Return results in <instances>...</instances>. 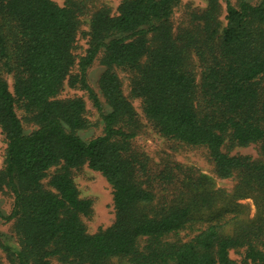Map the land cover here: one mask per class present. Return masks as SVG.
Wrapping results in <instances>:
<instances>
[{
    "label": "trees",
    "instance_id": "obj_1",
    "mask_svg": "<svg viewBox=\"0 0 264 264\" xmlns=\"http://www.w3.org/2000/svg\"><path fill=\"white\" fill-rule=\"evenodd\" d=\"M119 1L115 15L107 7L89 14L88 48L71 77L89 0H0V193L13 196L10 214L0 216L14 221L20 249L0 247L12 264H236L233 250L245 264H264V0H223L224 26L220 0H207L177 31L172 15L181 0ZM99 56L108 112L87 83ZM116 70L130 75V98L158 134L205 148L216 177L235 179L237 197H251L263 216L229 215L228 193L204 189L205 177L189 170L183 178L163 170L157 192L145 165L128 155L142 126ZM68 78L87 92L102 135L78 136L87 126L84 102L57 98ZM18 107L36 126L28 134ZM249 144L260 145V158L223 151ZM85 165L112 189L114 222L94 234L82 220L92 203L73 180ZM218 201L222 209L212 210ZM183 231L194 235L183 241Z\"/></svg>",
    "mask_w": 264,
    "mask_h": 264
},
{
    "label": "rangeland",
    "instance_id": "obj_2",
    "mask_svg": "<svg viewBox=\"0 0 264 264\" xmlns=\"http://www.w3.org/2000/svg\"><path fill=\"white\" fill-rule=\"evenodd\" d=\"M59 6H63L67 0H52ZM239 1L242 0H230L231 4L237 6ZM250 4H258L260 0H243ZM119 0H89L88 12L80 16L81 27L80 32L77 35L73 54L76 57V65L71 69V77L78 74V66L80 57L85 55L86 49L88 48L86 32L89 29V14L103 7H107L111 10L112 14H117V7ZM221 5V14L219 20L222 25L226 24L225 17V3L223 0L219 1ZM207 7V0H181L178 6L174 9L172 15V25L174 30L177 31L179 27H183L189 23V14L193 11L201 12ZM194 64L198 66V61L194 59ZM105 67L100 63V56L93 62V64L87 69V83L99 96L104 112H108L109 108L103 99L100 90L98 88V82L100 76L103 74ZM199 71V68H196ZM117 75L122 83L123 94L129 98L135 112L141 123V130L138 135L131 141L130 150L128 155H131L138 163L145 165L146 171L148 172L147 179L152 182L157 192H160L162 188L157 182V176L165 169H169L174 175L185 177V171L189 170V174L193 172L197 176L205 177V180L200 181L204 185V189L210 191H225L228 193L227 209L230 210L229 215H234V212H240V217L249 222L258 220L261 213L258 212L257 206L251 197L239 198L234 192V186L236 184L235 179L222 180L216 177L213 166L208 158L207 151L202 147H190L181 144L172 139L162 137L154 129V127L146 120L140 101L137 99H131L129 94V78L130 75L122 70H116ZM199 79V75L197 76ZM9 89L12 91V80L10 76H6ZM58 99H80L84 102L85 113L83 115L87 126L83 130L77 132L78 136L85 141L102 135L103 124L101 121L100 114L93 107L92 102L88 98L87 92L82 90L78 84L71 85L69 78L64 82L61 91L58 94ZM16 114L19 117L24 132L26 134L33 131L36 126L29 120L28 115L21 109H16ZM6 147L4 136L0 131V169L3 166V154ZM260 145L249 144L248 146L241 147H229L224 146L223 151L228 152L230 155L249 156L253 159L260 158ZM52 168L49 172L51 175L54 172ZM181 176H180V175ZM192 177H197V176ZM145 179V178H144ZM73 180L79 191V195L83 199L90 200L92 203V215L90 217H83L82 220L86 226L89 234H94L100 229H105L111 226L114 222V206L112 199V189L106 182L104 177L95 171L89 169L86 165L81 169L73 172ZM48 178L44 181L46 186ZM196 183L197 181H192ZM13 196L8 190H4L0 193V214L3 217H7L12 209ZM232 205H238L233 208ZM222 203L216 202L212 210L222 209ZM199 226V225H198ZM197 226V227H198ZM204 226V225H203ZM194 235L190 234L189 231L180 232L179 238L183 241H187ZM173 239H176L175 237ZM264 242V239H263ZM0 243L8 245L12 250L20 249V239L17 237L14 231V221L6 220L0 216ZM264 250V246L262 247ZM230 257L235 261L236 264H245L242 262L243 251H230ZM0 264H12L6 255L3 248L0 247ZM52 264H58L55 260ZM109 264H122L116 260H112ZM251 264V263H247Z\"/></svg>",
    "mask_w": 264,
    "mask_h": 264
}]
</instances>
